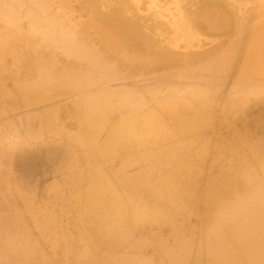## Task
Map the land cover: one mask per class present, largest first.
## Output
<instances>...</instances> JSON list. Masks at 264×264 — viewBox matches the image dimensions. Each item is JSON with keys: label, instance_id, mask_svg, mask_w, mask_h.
I'll return each mask as SVG.
<instances>
[{"label": "bare ground", "instance_id": "obj_1", "mask_svg": "<svg viewBox=\"0 0 264 264\" xmlns=\"http://www.w3.org/2000/svg\"><path fill=\"white\" fill-rule=\"evenodd\" d=\"M56 1L0 0V44L9 41L12 45L19 38L32 47L43 48L35 55L28 54L30 58L17 56L22 62L20 68L13 69L8 66L13 45L0 46V94L13 111L19 105L28 107V102L49 105L50 101L54 111L58 110L56 99L65 98L66 110L76 126V145L84 149L85 158L100 157L112 168L120 165L106 171L110 177L102 184L104 193L96 194V190L91 194L97 188L88 183L86 194L81 192L73 201L83 209L76 217L77 226L73 224L77 235L82 236L77 247L60 254L55 243L44 240L40 246L46 255L44 264H59L57 257L65 264H187L190 250H195L191 264H264V178L257 179L258 174L252 173L255 169L238 178L224 175L200 190L194 183L180 182L189 169L183 165L188 155L180 153L181 147L202 136L208 116L222 108L229 112L226 119L250 106L246 98L251 93H264V5L257 2L254 8L243 6V11V7L230 6L225 0L183 2L187 22L181 25L182 34L203 32L214 36L215 43L201 51L188 49L189 43L184 51L174 52L168 42L151 41L141 35L118 9H110L102 14L104 17L95 15L97 5L109 0H81L94 14L87 23L64 20L85 41L86 49H82L72 41V33L59 25ZM9 27L12 36L10 30L6 31ZM93 40L99 43L109 66L116 69L115 75L126 84L118 92L109 87L106 73L91 56L97 44ZM64 58L73 59L61 63ZM35 69L38 76L34 83H10L11 78L23 80ZM138 73L145 76L140 83L132 80ZM234 75L237 80L232 82ZM180 78L201 83L202 87L183 84ZM230 80L231 87L220 95L217 87ZM151 82L171 85L146 96L138 92ZM130 93L146 100L125 95ZM259 101L264 102V96ZM223 142L208 140L203 148L217 149ZM252 145L264 155V133ZM125 150L128 152L121 154ZM12 154L8 145L0 151V176L9 173ZM199 155L198 159L205 157L202 151ZM0 189L9 198L0 196V212L8 209L0 213V242L7 255L3 264H36L31 250L23 245L24 233L20 237L17 234L29 223L25 198L9 180H0ZM214 208L215 217L208 226L193 230L199 234L196 240L180 235L187 229L184 222L178 220L168 226L180 216L200 221ZM163 235L171 239V244ZM11 240L18 242L16 248L8 247ZM48 243L50 257L45 249ZM117 248H128L129 254L116 257ZM105 249L113 252H101ZM13 255L20 260L12 262ZM151 256H155V262Z\"/></svg>", "mask_w": 264, "mask_h": 264}, {"label": "rangeland", "instance_id": "obj_2", "mask_svg": "<svg viewBox=\"0 0 264 264\" xmlns=\"http://www.w3.org/2000/svg\"><path fill=\"white\" fill-rule=\"evenodd\" d=\"M90 1L94 2V0ZM185 1L189 0H109L107 4L97 5L95 15L104 17L102 14H106L110 9H118L121 11L125 21L133 24L141 35L148 36L151 41L159 39L158 41L168 42L169 48L174 50V52L184 51L186 44L189 45V43L190 47L187 48L192 51L204 50L215 43L214 36L203 32L201 35V32H195L194 30L186 35H183L181 32L183 30L181 28L183 26L181 25L187 22L182 7L185 6L183 3ZM225 1L230 6H244L246 9L254 8L258 4L257 2L264 5V0ZM244 7L242 8L243 11L245 10ZM242 10L239 12L240 15L243 12ZM54 11L59 17V25L72 33V35L70 34L72 37H70L71 39L73 38L72 41H74L75 45L86 49L85 44H83L85 43L83 38L77 37L72 32H78V30L73 28V26L69 28L64 20L69 18L74 22V19L77 21L79 19V21L87 23V20L89 19V22L91 16L94 15L93 12L85 7L81 0H57L54 5ZM20 17H24V15L20 14ZM44 18H49V16H45ZM9 30L11 35L12 27H9L6 31ZM18 36L16 35V37ZM17 39L12 42L14 49L10 53L11 64H8L13 69L20 68L22 62L21 59H17V56L30 58L29 55H35L37 50L43 49L32 47L29 44H25L19 38ZM85 40L91 42V40ZM93 43L97 44H94L95 47L93 46L91 56L99 62L100 68L106 73L109 79V87L118 92L119 89L125 87L124 80L115 75L114 70L116 69L114 66L110 67L109 62L102 56L103 51L99 47V43L95 40H93ZM5 45L8 48L12 46L9 41L6 44H0L2 47ZM22 45L24 46L21 47ZM43 47L45 48L46 46ZM60 51L58 50L57 53L61 54ZM70 51H72L71 48ZM41 54L43 55L44 53L41 51ZM72 59L64 58L61 63H65V61L71 63ZM37 76L38 71L35 69L33 74L25 76L23 80L11 78L10 83L15 82L17 85L20 82H24L25 86L30 85L36 81ZM134 76L135 78L132 80H136L138 83L145 80L143 79L145 77L143 74L138 73ZM231 80L232 82L237 80V75L232 76ZM231 80L225 84L226 86L220 85L217 87L216 90L220 95L225 94L224 92L231 87ZM178 81H183V84L202 87L201 83H194V81L188 78H180ZM168 85L171 84L151 82L146 88L142 91L138 90V92L146 96V94L149 95L151 92L160 91V89H157L165 88ZM126 88L129 87L127 86ZM125 95L134 100H146L145 98L131 95V93ZM262 96H264V93L256 95L255 93H251L246 98L250 106L245 107L240 112L226 119L224 117L229 112L224 111L222 108H219L208 116L209 122L204 128L205 130L201 132L202 136H195L197 137L195 142L190 145L183 144L181 147L180 153L188 155L185 161H183V165L189 169L183 172L184 175H182L180 182L194 183L197 189L199 188L198 190H200L204 185L210 183V181H218L224 175L238 178L242 177L244 172L253 169L255 170L252 173L258 174L255 176L257 179L264 178V155H259L252 145L258 138L262 139V133H264V102L259 101ZM56 100L55 107L58 110H52L50 101L49 105H31L28 102V107H21L19 105L13 111L5 97L0 94V151H5L7 145L13 151L12 159L9 161V173H6L5 176H0V180L1 182L9 180L14 183L25 198L23 203L26 214H28L27 211L29 210V223L28 225L24 224L20 233L17 234L20 237L24 233L25 243L23 245L25 248L31 250L30 255L36 258V264L45 263L44 258L46 255L40 251V246L43 245L44 240L55 243V248L57 247V251L60 254L77 247L76 243L82 236L77 235L78 229L75 221L83 209L81 210L79 206H75L76 204L73 201L80 197L81 192H85V187L88 186V183H94L95 188H97L91 194L96 190V194L104 193L106 189L104 188L101 191L102 184L110 177V173L106 171L110 170V168L115 170L120 165V163H117L112 168L109 162L102 161L100 157L85 158L86 152L84 149L78 148L76 145V126L66 110V99L60 98ZM234 103L237 104L238 101H234ZM14 139L16 140V144H13L15 142ZM208 140L217 144L224 141L223 146L217 149H214L213 146L204 149L203 146ZM230 141L233 142L231 143ZM200 151L205 154V157L202 159H198ZM127 152L125 150L121 154ZM97 171L99 172V176L95 175ZM137 184L142 185L140 182H137ZM81 188L84 190H81ZM88 195L89 193L85 196L88 198ZM0 196L9 200L2 192V189H0ZM6 208H8V205ZM7 210L0 213L5 214ZM214 210L215 208L211 211L209 210L200 221L196 217L180 216L172 219L168 226L172 227L171 225L176 223V221H182V223L187 224V229L180 235L184 238H194L196 240L199 234L194 232L195 229L198 228L197 230H199L208 226V223L215 217ZM17 219L22 221L21 217ZM73 224L76 226H73ZM27 227L30 229V235H28ZM152 230L156 231L157 227H153ZM159 231L163 233L164 229H159ZM163 238L171 244V239L166 235H163ZM11 241L8 247L16 248L18 242L13 243V240ZM132 241V239L129 240V242ZM47 247L45 248L48 251L47 257H50L52 250L49 248V243ZM5 248L2 242H0V264L7 262ZM127 250L128 248H117L115 252L116 257L128 255ZM101 252L111 254L113 251L105 249ZM187 254H189L187 264H191L194 260L195 250H190ZM13 256L12 262L20 260L18 256ZM151 257L153 262H155V256ZM57 258V263L65 264L61 262L63 261L62 258ZM71 261L70 255L69 262L71 263Z\"/></svg>", "mask_w": 264, "mask_h": 264}]
</instances>
